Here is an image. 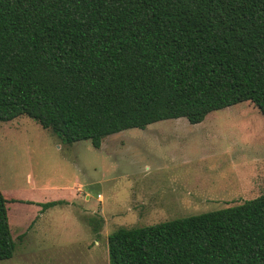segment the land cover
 Instances as JSON below:
<instances>
[{"label": "trees", "instance_id": "1", "mask_svg": "<svg viewBox=\"0 0 264 264\" xmlns=\"http://www.w3.org/2000/svg\"><path fill=\"white\" fill-rule=\"evenodd\" d=\"M242 101L264 118V0H0V121L26 115L100 148L124 129L195 124ZM14 200L0 190V260L16 246ZM107 251L108 264H264V193L118 227Z\"/></svg>", "mask_w": 264, "mask_h": 264}, {"label": "rangeland", "instance_id": "2", "mask_svg": "<svg viewBox=\"0 0 264 264\" xmlns=\"http://www.w3.org/2000/svg\"><path fill=\"white\" fill-rule=\"evenodd\" d=\"M0 190L16 199L7 204L16 246L0 264H108L107 236L118 227L264 193V118L242 101L195 124L179 117L124 129L95 148L21 115L0 121Z\"/></svg>", "mask_w": 264, "mask_h": 264}, {"label": "crops", "instance_id": "3", "mask_svg": "<svg viewBox=\"0 0 264 264\" xmlns=\"http://www.w3.org/2000/svg\"><path fill=\"white\" fill-rule=\"evenodd\" d=\"M100 197V195H98Z\"/></svg>", "mask_w": 264, "mask_h": 264}]
</instances>
